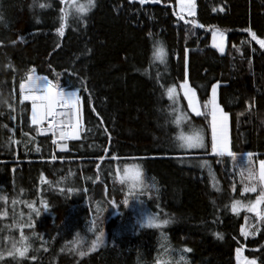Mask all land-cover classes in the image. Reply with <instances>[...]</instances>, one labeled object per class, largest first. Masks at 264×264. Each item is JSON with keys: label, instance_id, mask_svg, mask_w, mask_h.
Masks as SVG:
<instances>
[{"label": "trees", "instance_id": "1", "mask_svg": "<svg viewBox=\"0 0 264 264\" xmlns=\"http://www.w3.org/2000/svg\"><path fill=\"white\" fill-rule=\"evenodd\" d=\"M176 4L94 0L82 17L68 14L61 36L68 0H0V100L14 109L0 103V264H236L240 246L264 264V223L245 207L231 210L234 200L247 205L258 195L242 192L247 154L257 172L264 157V48L251 35L264 39V0H198L195 19ZM212 27L227 33L224 54L211 45ZM33 68L80 90L85 127L68 151L54 150L31 124V104L19 100ZM186 72L202 115L180 90ZM217 82L235 159L212 153L203 105ZM177 115L186 119L177 124ZM195 130L204 147L181 148L178 135ZM128 164L142 168L149 186L132 197L130 181L118 178ZM149 214L169 223L149 227ZM29 218L31 228L10 227ZM100 231L104 243L89 251ZM21 232L28 252L14 260L7 251L20 246Z\"/></svg>", "mask_w": 264, "mask_h": 264}, {"label": "snow or ice", "instance_id": "2", "mask_svg": "<svg viewBox=\"0 0 264 264\" xmlns=\"http://www.w3.org/2000/svg\"><path fill=\"white\" fill-rule=\"evenodd\" d=\"M63 3L64 0H61ZM131 2V0H130ZM147 0H139L140 4L146 3ZM68 4L70 8H74L75 12L79 14L81 17L87 13L92 7H94V0H87L86 4L75 3L74 0H68ZM46 5H41L44 7ZM185 7H188L189 10L194 7L191 3V0H188L186 4V0H180V8L181 11H184ZM60 26L56 28V32L63 36L65 29V21L68 16V10L65 8L60 9ZM191 14V11H190ZM183 18V17H181ZM195 23V22H193ZM248 31H251L250 29ZM252 38L257 40V43L261 48H264V39H258L255 33H251ZM215 36V34H214ZM13 44L16 41L12 42ZM59 47V45H57ZM218 47H220L218 45ZM220 50L223 51V47H220ZM157 59L164 61V51L161 46L156 48L154 53ZM185 61L187 62V49H185ZM35 69H30L26 75V78L22 79L19 84V100L21 103L24 101H31V124L36 125L37 131H41V126L46 122L48 125L47 131L53 132V143L57 142V139L60 141H66L68 139H74L78 136V131L80 130V98L76 92H65L63 89L58 88L57 85L53 84L51 81L47 80L46 77L36 76ZM217 87L218 82L212 84L211 87V97L207 100L203 107L205 109L210 108V116H211V148L214 153L217 154H227V156L235 159L236 154L233 153L229 149V141H228V120L229 115L227 112L223 111L220 105L217 103ZM181 88L184 91V97L187 100L188 107L192 110V112L196 113L198 116L203 113L200 112V105L197 100L196 90L191 88L187 79H185L184 84L181 85ZM87 90V89H85ZM167 94L170 99L175 101V92L173 88H169L167 90ZM0 103L8 104L7 99L0 100ZM10 109H13L12 104H8ZM61 109H66L67 111H61ZM14 110V109H13ZM178 111L174 109V112ZM15 119V117H11ZM65 118L67 119V123H65ZM186 119V117H182L181 115H177V120L175 121L177 124L181 122V120ZM3 127H6L4 125ZM106 131V130H105ZM58 133V136H57ZM180 141L179 146L183 149H198L204 146L203 135L199 130L193 131L189 135H185L184 133H180L177 137ZM12 143H16V141H11ZM61 149L67 148L66 143H62L59 145ZM38 150V149H37ZM248 160L247 165L242 169L241 176L250 182V184L246 183L242 189V192L246 193H256L254 201H249L247 205L242 204L239 200H234L231 205V210L234 213H238L241 207H245L248 212L255 213L256 217L260 219L262 223H264V160L259 161V169L258 172L255 167L252 165V153L247 154ZM52 159H56L55 156ZM206 163V162H205ZM245 172L247 173L245 177ZM43 179V176L41 177ZM119 179L124 181H130V190L129 197L134 195L142 194L143 191L148 189V185L144 183L142 174L139 170L134 172H129L127 166L125 167V175L124 177H119ZM139 188L141 191L137 193L135 190ZM69 191H73V189H69ZM3 199V197H0ZM16 201H13L15 204ZM113 205L115 202H112ZM130 200L129 198H125L123 204L125 206H129ZM29 208H33L31 204L28 205ZM45 210L47 209V204H44ZM37 216L40 215V211L37 209H33ZM98 212L101 209L97 210ZM7 215L6 212L0 211V216ZM247 219V218H246ZM95 223V222H93ZM147 226L149 227H160L162 224L169 223L168 220H158L155 216L149 214L147 218ZM25 226L31 228V222L29 218V223L18 224L15 221L10 227H17L23 229ZM259 229H257L258 231ZM241 232L244 235H250L254 233H248L242 227ZM219 238H222L221 234H216ZM104 234L103 231H100L96 239L92 242V246L88 249L89 251L95 250L97 247L104 243ZM28 238L24 236L23 232H21L19 247H17V242H12V248L7 251V255L12 257V259H16L17 257H24L28 252L29 245L27 243ZM79 243V241H77ZM185 251L190 252L191 249H185ZM237 252H240V249H237ZM5 253L0 251V260H3ZM80 256L86 255L85 252H80ZM35 259V257H33ZM183 259V257L181 258ZM244 264H255V261H248L245 259Z\"/></svg>", "mask_w": 264, "mask_h": 264}, {"label": "rangeland", "instance_id": "3", "mask_svg": "<svg viewBox=\"0 0 264 264\" xmlns=\"http://www.w3.org/2000/svg\"><path fill=\"white\" fill-rule=\"evenodd\" d=\"M75 3H79V4H86L87 3V0H74ZM188 0H186V4H187ZM191 3L194 5V7H192L190 10L188 7H185L184 11H181V8H180V0H177V4H176V7H177V12L183 16V17H188V18H192V19H195L197 17V12H198V0H191ZM70 10V9H69ZM68 10V14L69 13H74L75 12V9L74 8H71V10L69 11ZM190 11H191V14H190ZM215 34V36H214ZM211 45L212 47H214L220 54H224L225 51H226V48H227V33L221 29V28H218V27H212L211 28ZM218 45L220 47H223V51L220 50V47H218ZM186 79H187V83L188 85L192 87V85L190 84L189 82V78H188V72H186ZM185 80L181 82V85L184 84ZM181 85H180V90L184 96V91L183 89L181 88ZM219 86H220V83H218V87H217V103L220 105V107L223 109V107L221 106L220 104V99H219ZM175 101L178 102L179 101V98L177 97V91H175ZM196 95H197V100L199 102V105H200V112L202 113V109H201V104H200V101L198 99V94L196 92ZM211 97V95H210ZM185 98V97H184ZM186 100V99H185ZM187 102V100H186ZM191 110V109H190ZM192 111V110H191ZM223 111H225L223 109ZM226 112V111H225ZM194 113V112H193ZM228 113V112H227ZM196 114V113H195ZM229 115V114H228ZM228 141H229V149L232 150V146H231V123H230V115H229V120H228ZM204 147V146H203ZM213 154H216V155H227L226 153L225 154H217V153H214L212 151ZM240 158H243L241 156H239ZM127 168L129 169V172H134L136 170H139L142 174V177H143V170L141 167H138L134 164H128L126 165ZM124 166L123 168H118V174L120 177H124L125 175V167ZM237 249H240V252L238 253L237 252ZM236 249V264H244L245 262V259H247L248 261H252L254 260L255 261V264H260L258 262V260L255 258V257H250L247 255L246 251H245V247L244 246H240Z\"/></svg>", "mask_w": 264, "mask_h": 264}, {"label": "built area", "instance_id": "4", "mask_svg": "<svg viewBox=\"0 0 264 264\" xmlns=\"http://www.w3.org/2000/svg\"><path fill=\"white\" fill-rule=\"evenodd\" d=\"M34 74H35L36 76L46 77L47 80L51 81V79H50L46 74H43V73H40V72H37V71H35ZM25 78H26V77H25ZM51 82H52V81H51ZM52 83H53V82H52ZM53 84H55V83H53ZM55 85H57V84H55ZM57 86H58V88L63 89L65 92H76V93H77V95H78L79 98H80L79 109H80V114H81V101H82V97H81V93H80L79 89H78V88H72V89H69V88H66V87L61 86V85H57ZM24 102H29V103H31V101H24ZM61 111H67V110H66V109H61ZM65 123H67V119H66V118H65ZM83 126H84V124L81 122V124H80V130L83 128ZM47 128H48V125H47V123L45 122V123L41 126V131H39V132H40V134H41L42 136H50L51 139H52V143H53V132H52V131H47V130H46ZM80 130H79L78 132H80ZM57 136H58V133H57ZM78 138H80V135H79V134H78V136H77L76 138H74V139H78ZM70 140H71V139H68V140H66V141H60V140L57 139V142H56L55 144L53 143V147H54L55 151H56V152L67 151L68 148H69V141H70ZM62 143H66V144H67V148L61 149V148L59 147V145L62 144ZM263 155H264V154H263Z\"/></svg>", "mask_w": 264, "mask_h": 264}, {"label": "crops", "instance_id": "5", "mask_svg": "<svg viewBox=\"0 0 264 264\" xmlns=\"http://www.w3.org/2000/svg\"><path fill=\"white\" fill-rule=\"evenodd\" d=\"M81 132H78V134L80 135Z\"/></svg>", "mask_w": 264, "mask_h": 264}, {"label": "bare ground", "instance_id": "6", "mask_svg": "<svg viewBox=\"0 0 264 264\" xmlns=\"http://www.w3.org/2000/svg\"><path fill=\"white\" fill-rule=\"evenodd\" d=\"M55 150V149H54Z\"/></svg>", "mask_w": 264, "mask_h": 264}]
</instances>
